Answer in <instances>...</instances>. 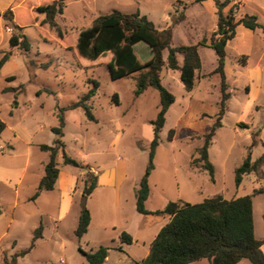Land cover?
Instances as JSON below:
<instances>
[{"label":"rangeland","instance_id":"rangeland-1","mask_svg":"<svg viewBox=\"0 0 264 264\" xmlns=\"http://www.w3.org/2000/svg\"><path fill=\"white\" fill-rule=\"evenodd\" d=\"M231 1L233 3L236 0ZM65 5L63 14L56 18L65 33L85 27L98 15L111 10L124 13L138 11L151 20L157 29L172 25L173 46L195 45L216 28L212 0H68ZM27 8L26 4L18 7L15 20L18 25L26 27L20 33L27 38L29 51L14 49L9 60L0 69V111L8 127L2 138H9L13 131L17 138L14 152L9 153L4 149L3 154L0 152V161L8 169L21 170L24 164L26 169L25 180L19 187L18 194L14 193L13 187L0 184V264L4 254L10 259L13 253L27 248L32 232L37 227L35 208L32 204L21 201L34 189L38 176L42 174L43 163L47 162V154L40 152L35 146H27L26 143L51 144L53 134L50 128L56 125V111L59 108L76 102L97 83L95 95L88 101L94 121L88 120L81 108L68 110L63 114L64 151L83 165L89 164L95 168L110 164V159L115 156L124 163V171L132 179L142 178L145 174L152 138L150 121L155 119L159 106V95L155 89L149 88L136 97L133 94L132 77L112 80L103 66L80 68L71 52L44 42L41 35L45 31L31 25ZM240 13L253 14L259 22H264V0H240ZM181 14L184 19L172 24ZM14 33L17 32L2 19L0 50H9L8 38ZM237 36V40L230 42L229 48H226L225 63L230 98L220 121L221 127L215 130L207 150L208 160L214 168L212 181L206 171L197 167L200 164L193 160L197 159V149L203 145V136L215 123L218 112L219 77L212 74L216 67V56L210 48L198 46L201 67L195 74V84L191 91L184 89L177 71L166 67L162 69L161 84L173 95L174 102L165 114V123L153 158L154 168L147 176V184L152 190L149 206L153 211L164 208L158 197L159 186L172 201L183 200L192 204L216 194H221L224 198L246 196L264 186V165L244 176L238 187L233 182V171L245 158L251 142L250 131L239 126V123H246L252 129L251 133L259 129V138L264 140V130L261 136L264 124V69L259 80L258 94L252 99L244 92V87L248 84V80L242 75L245 70L242 62L245 59L239 57L240 61H236L234 55L235 48L245 50L249 53L246 65L254 64L257 55L253 54L263 44L242 26H238ZM178 60L182 63L181 56H178ZM42 64L48 66L42 68ZM9 76H13L14 81H7ZM20 85L22 87L15 93L2 92L3 88ZM8 111H13V115L9 117ZM262 152L261 144L252 147L251 160H256ZM56 161L66 175L82 171L63 165L61 157L56 158ZM89 171L95 174L91 169ZM82 172L83 177H79L81 181L85 175ZM253 199L255 237L262 239L264 195H257ZM80 209L78 198L72 212ZM113 216L117 214L113 213ZM145 217L155 221V226L158 221L165 219L163 216ZM70 219L71 216L60 229L59 239L49 237L46 231L43 240L35 243L29 253L18 258V263L87 264L77 252L79 243L72 229L74 222ZM104 237L105 244L109 243V238ZM130 247L127 253L131 257L139 258L144 252L138 245ZM111 261L114 264H129L122 255L113 256ZM190 264L209 263L203 259ZM237 264L251 263L243 259Z\"/></svg>","mask_w":264,"mask_h":264},{"label":"trees","instance_id":"trees-1","mask_svg":"<svg viewBox=\"0 0 264 264\" xmlns=\"http://www.w3.org/2000/svg\"><path fill=\"white\" fill-rule=\"evenodd\" d=\"M212 1L215 8L216 28L208 36L204 35L195 45L173 46L172 25L157 29L151 20L138 11L124 13L111 10L106 14L98 15L87 26L69 33L63 32L56 21V18L64 12L66 0H14L0 14L5 24H10L17 32L11 34L8 39L9 50L1 52L0 69L9 60L14 49L21 52L29 51L28 40L20 33L26 27L18 25L15 20L16 9L26 4L31 25L45 31L41 39L71 52L80 68L103 66L108 70L112 80L132 77L133 94L136 97L149 88L158 92V111L155 119L150 121L152 138L149 143L148 163L135 192V209L143 215L168 216V221L150 243L148 255L136 264H190L202 259L207 260L209 264H237L243 259L251 264H264V253L261 249L264 237L262 239L255 237L252 216V197L264 194V186L253 190L250 195L241 197L224 198L221 194H216L195 204L183 200L169 201L161 210L149 211L144 205L149 194L147 176L154 168L153 158L159 145V134L165 123V114L174 102L173 95L161 84L163 67L177 71L184 89L191 91L195 84V74L201 67L198 46L210 48L216 56V67L212 74L219 77L218 112L215 123L203 136V145L197 149V159L193 160L200 164L197 167L206 171L212 181L214 168L208 160L207 150L215 130L221 127L220 121L225 114L226 102L230 98L224 73L226 45L234 38L238 26L251 31L260 30L264 34V23H260L255 15L239 14L240 0L233 3L231 0ZM183 19L184 16L181 14L172 24ZM178 56L182 57V63H179ZM47 66L48 64L41 65L42 68ZM6 80H14V77H8ZM21 87L22 85L17 89L4 88L3 93L16 91ZM96 88L97 83H94L93 87L76 102L56 111L57 124L51 128L55 138L51 145L38 146L40 151L48 154V160L43 165V175L34 193L28 199L34 201L42 191L54 189L59 173V163L56 161L59 153L63 165L84 171L81 209L74 230L77 240L88 230L90 214L85 206V199L96 187L97 175L92 174L87 165L65 153V145L62 141L65 125L63 114L65 111L81 108L87 119L94 121L88 101L95 95ZM15 103L14 100L13 104ZM239 126L247 128L244 123H239ZM4 129L5 123L0 119V135ZM171 134L172 132L169 133V137ZM250 139L245 158L233 171L235 187L241 184L244 176L264 165V143L259 138V129L250 134ZM258 144L262 145L263 152L252 161L250 149ZM42 230L43 226L39 224L32 232L29 246L13 253L10 259L4 254L2 264H19L18 258L31 251L35 242L42 237ZM119 241L129 245L132 244L133 238L128 233L121 232ZM110 249L111 246L100 245L88 252L80 248L78 251L87 264H103ZM117 249L120 250V247Z\"/></svg>","mask_w":264,"mask_h":264},{"label":"crops","instance_id":"crops-1","mask_svg":"<svg viewBox=\"0 0 264 264\" xmlns=\"http://www.w3.org/2000/svg\"><path fill=\"white\" fill-rule=\"evenodd\" d=\"M13 1L14 0H0V4H1L0 14L4 10H6ZM67 1L68 0H66L65 3H67ZM73 2H78V0H73ZM0 22H2L1 15H0ZM237 30L238 27L236 28V34L234 38L227 43L226 48H229L228 44L230 42L237 40L238 38ZM249 31L252 32V35L257 36L258 40L263 44L259 48V50L253 54V55H257V59L255 63L251 65H246L247 58L249 57V53L246 52L245 50H239V48H235L234 55L236 56L235 58L237 59L236 61H240L238 59L239 57H244L245 59L244 62H242V65L244 66L245 69L244 72H242V75L245 76L244 78L248 80V84L244 87V92L245 94L251 96L253 99V97L258 94L259 91L258 86H260L259 80L261 79V74L264 69V62H263L264 34H262L260 30H255V31L249 30ZM242 33L246 34L243 31ZM2 51L4 50H0V57ZM227 70L228 69L225 63L224 73H225L226 82L228 84L229 81H228ZM12 81L14 80H11L9 82ZM10 88L17 89L18 87H10ZM16 91H9V92L15 93ZM256 107L255 110H257ZM7 115L9 117L12 116L13 111H8ZM2 117H3L2 111H0V119L5 123V129H6L8 128L7 123L4 121ZM56 124H57V118H56ZM51 128H50V132H51ZM246 129L250 131L251 134L252 129L250 127ZM263 130H264V124L263 127L261 128V136ZM3 132L0 135L1 144L4 146V149H6L9 153L14 152L15 144L17 140L16 136H14V131L9 138H5V137L2 138ZM54 138L55 137L53 135V140ZM262 141L264 140L262 139ZM26 144L27 146H35L36 149L39 150L38 146L44 143L34 144L28 141V143ZM51 144H46V145H51ZM1 153L3 154L4 152ZM59 157H61V155L57 156V158ZM47 160H48V154H47ZM110 160H111V162H109L110 164H105L101 167H96V168L92 165L85 164L89 167V170L91 169L97 175V183H96V187L85 199V206H87L89 210L90 221L87 232L79 240H77L79 243V246L77 247V252L79 256L82 257V259H84L83 255L78 251V248H80L84 252H88L96 249L100 245L111 246L112 249L108 251V255L105 261L103 262V264H114V262L112 263L111 259L113 258V256H119V255H122L123 257L127 258V262L129 264H136V262L141 261L148 255L150 243L152 242V240L154 239L155 235L160 230V228L168 221V216H163L165 217V219L163 221H158L157 225L155 226L154 223L155 221L147 219V217H145L148 215H143L138 213L135 209V192L139 186L141 177L130 179V177L127 175V172L124 171V163L118 161L117 158H115V156H112ZM24 165L21 168V170L8 169L5 166V164L0 161V184L13 187L14 193L18 194L19 187L25 180L26 169ZM62 169L63 168H59V173L54 189L49 191H42L34 201L28 200L29 197L34 193L38 185L39 179L43 175V171H42V174L38 176L35 182L36 184L34 185V189L29 191V193L26 194L24 200L21 201L23 203L32 204V206L35 208L34 217L37 219L35 220L36 225L38 226L39 224H42L43 226L42 237L35 242L36 244L39 243L41 240H43L46 231H48L46 235H48L49 237H52L55 240L59 239L61 232L60 229L63 228L64 224L67 222L70 216H71L70 221L72 223L74 222L72 228L73 232L76 228L80 210L72 212V208L74 206L75 201L78 198H80L81 200L83 182L79 180V177H83V172L74 171L73 174L66 175ZM120 169H122V171ZM159 188L160 189L158 190L159 191L158 197L162 202V206L164 207L167 204V202L172 201V199L165 193L164 189H162L161 186H159ZM257 195H264V194H257ZM257 195H254L252 197V216H253L254 226H255V222H254L255 210H254L253 198ZM151 199H152V190L151 188H149V194L144 204L145 208L149 211H153V209H151L149 206V204H151ZM17 205L18 203L16 204V206ZM113 213H116L117 216L114 217ZM108 231H110V233H107ZM121 232H126L133 238L132 244L127 245L120 243L119 235ZM49 234H51V236ZM254 235H255V228H254ZM103 236H105L104 238H109L108 240H110V242L108 241L109 243L105 244L106 240H103ZM133 244L140 246L144 250L143 254L139 258H135L134 256L131 257L127 253V251L130 250L131 248L130 246H132ZM263 245L261 249L264 252ZM119 247L120 250L117 249ZM61 259H63L62 256Z\"/></svg>","mask_w":264,"mask_h":264},{"label":"built area","instance_id":"built-area-1","mask_svg":"<svg viewBox=\"0 0 264 264\" xmlns=\"http://www.w3.org/2000/svg\"><path fill=\"white\" fill-rule=\"evenodd\" d=\"M4 151V146L2 144H0V152Z\"/></svg>","mask_w":264,"mask_h":264}]
</instances>
